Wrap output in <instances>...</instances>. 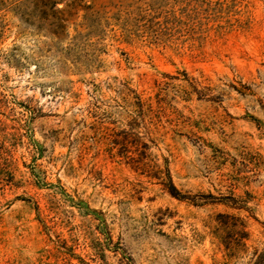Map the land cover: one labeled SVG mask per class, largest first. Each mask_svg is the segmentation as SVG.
I'll list each match as a JSON object with an SVG mask.
<instances>
[{
  "label": "rangeland",
  "instance_id": "1",
  "mask_svg": "<svg viewBox=\"0 0 264 264\" xmlns=\"http://www.w3.org/2000/svg\"><path fill=\"white\" fill-rule=\"evenodd\" d=\"M42 1L0 0V264H264V0Z\"/></svg>",
  "mask_w": 264,
  "mask_h": 264
},
{
  "label": "trees",
  "instance_id": "2",
  "mask_svg": "<svg viewBox=\"0 0 264 264\" xmlns=\"http://www.w3.org/2000/svg\"><path fill=\"white\" fill-rule=\"evenodd\" d=\"M40 1V0H39ZM62 3V0H43L42 4L44 7L48 6L49 10L53 11L54 14H57L56 16V21H57V27L59 28V30H65L66 28V22L68 19H66L64 17V13L65 11H67L68 8H72V5L70 6V4L68 3H64L63 7H58V4ZM170 193L172 195H175L174 190L175 187L174 185H172V183L170 182ZM264 257V253L262 254Z\"/></svg>",
  "mask_w": 264,
  "mask_h": 264
}]
</instances>
